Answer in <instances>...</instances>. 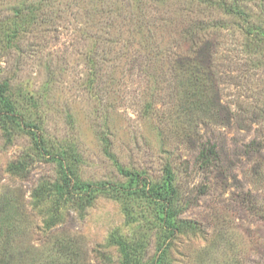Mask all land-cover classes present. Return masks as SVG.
Returning a JSON list of instances; mask_svg holds the SVG:
<instances>
[{
  "label": "rangeland",
  "instance_id": "rangeland-1",
  "mask_svg": "<svg viewBox=\"0 0 264 264\" xmlns=\"http://www.w3.org/2000/svg\"><path fill=\"white\" fill-rule=\"evenodd\" d=\"M0 68L82 180L171 168L183 221L163 240L148 203L106 191L48 225L34 191L57 163L0 123V260L124 264L131 242L137 264L162 241L171 264H264V0H0Z\"/></svg>",
  "mask_w": 264,
  "mask_h": 264
},
{
  "label": "trees",
  "instance_id": "trees-1",
  "mask_svg": "<svg viewBox=\"0 0 264 264\" xmlns=\"http://www.w3.org/2000/svg\"><path fill=\"white\" fill-rule=\"evenodd\" d=\"M1 75V68H0ZM9 84L0 78V123L6 130L25 125L30 133L34 146L57 163L58 179L55 182H46L34 191V197L43 195L52 198L55 205L51 210L48 225L54 226L60 221L62 215V205L69 203H80L84 207L85 203H91L97 195L106 191L113 192L120 198L140 199L148 203V208L152 217L158 224L163 240L172 239L182 230L183 221L178 217V192L175 186V176L171 168L166 169V175L160 182L151 181L147 176L137 170H126L121 168V172L127 177V183H107L90 182L82 180L75 169V158L64 148L56 151L48 145L46 138L37 133L32 124L24 121L20 116V111L16 102L10 96ZM211 153H216L212 147ZM205 155V153H203ZM18 167V166H17ZM89 205V204H88ZM128 209V208H127ZM130 216V210H127ZM121 251L124 255V264H135L133 254L135 253V243L122 242ZM167 248L161 244L158 255L147 262H136L137 264H171L167 256ZM0 264H6L0 260Z\"/></svg>",
  "mask_w": 264,
  "mask_h": 264
}]
</instances>
